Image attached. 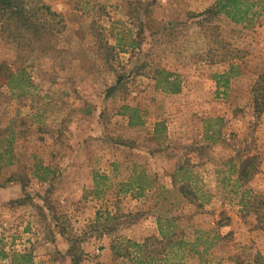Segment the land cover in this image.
Listing matches in <instances>:
<instances>
[{
    "label": "rangeland",
    "instance_id": "374dc122",
    "mask_svg": "<svg viewBox=\"0 0 264 264\" xmlns=\"http://www.w3.org/2000/svg\"><path fill=\"white\" fill-rule=\"evenodd\" d=\"M215 2L26 0L39 36L0 25V68L15 76L0 72L1 149L14 138L0 264H264V112L252 104L264 15L198 25ZM159 70L181 94L157 88ZM247 156L259 172L242 187ZM181 166L201 209L174 186Z\"/></svg>",
    "mask_w": 264,
    "mask_h": 264
},
{
    "label": "trees",
    "instance_id": "16d2710c",
    "mask_svg": "<svg viewBox=\"0 0 264 264\" xmlns=\"http://www.w3.org/2000/svg\"><path fill=\"white\" fill-rule=\"evenodd\" d=\"M26 4V0H0V25L3 30L10 31L12 28L20 31L25 30L29 33L32 32L34 36H39L42 33L45 24L38 23V13L31 12ZM261 15H264V3H262V0H216L213 7L198 16V25L204 27L205 25L211 24L217 17L223 16L236 25L246 24L247 26H252ZM234 70L235 66H231L230 74L222 77L223 79H227L224 86L227 87L229 84V79L233 75ZM0 72H2V75L5 74L4 77L8 83L15 77L13 74H6L3 71V67L0 68ZM156 80L157 88L163 90V92L172 95L181 94L182 85L177 75L159 70L157 71ZM115 90L116 87H112L109 89L108 93L110 94ZM252 92L253 115L255 119H258L264 112V74L258 78ZM136 114L137 112L135 111V115ZM134 119V117L131 118V125H134ZM159 126L160 124L157 125V127ZM13 139L7 141L8 149L3 150L0 146V170L3 166L9 167L13 165ZM237 170L238 179L236 183L244 187L249 184L259 172L258 157L247 156L241 158ZM50 174L51 169L49 167H44L42 164H39L36 167V171H34V176L44 183L48 181ZM188 174L189 170L185 166L179 167L174 174L177 178L174 181V186L178 189L187 203L201 209L203 207V199L190 187L187 179ZM142 190H144V187H142ZM262 204L264 205V202ZM159 225L161 236L164 239H168L170 235L166 230L172 226V223L169 220L165 222L160 220ZM199 240L200 238H197L196 242ZM180 243L182 242L178 241L176 245Z\"/></svg>",
    "mask_w": 264,
    "mask_h": 264
}]
</instances>
